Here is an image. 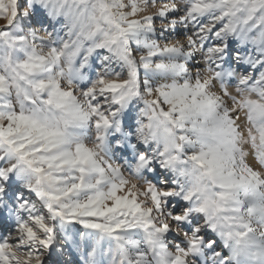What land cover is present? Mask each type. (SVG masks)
<instances>
[{
    "label": "snow or ice",
    "instance_id": "6c2138e0",
    "mask_svg": "<svg viewBox=\"0 0 264 264\" xmlns=\"http://www.w3.org/2000/svg\"><path fill=\"white\" fill-rule=\"evenodd\" d=\"M0 264H264V0H0Z\"/></svg>",
    "mask_w": 264,
    "mask_h": 264
}]
</instances>
